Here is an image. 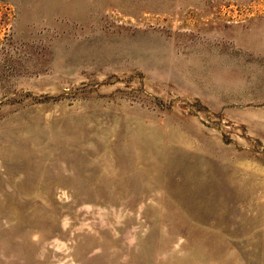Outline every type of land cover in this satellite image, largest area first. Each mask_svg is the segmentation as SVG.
Wrapping results in <instances>:
<instances>
[{"label": "rangeland", "instance_id": "1", "mask_svg": "<svg viewBox=\"0 0 264 264\" xmlns=\"http://www.w3.org/2000/svg\"><path fill=\"white\" fill-rule=\"evenodd\" d=\"M0 264H264V0H0Z\"/></svg>", "mask_w": 264, "mask_h": 264}]
</instances>
